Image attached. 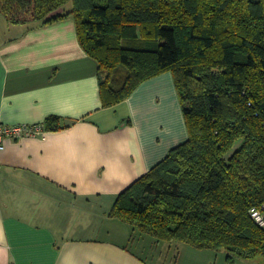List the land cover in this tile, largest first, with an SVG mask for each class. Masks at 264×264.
<instances>
[{"label": "trees", "instance_id": "16d2710c", "mask_svg": "<svg viewBox=\"0 0 264 264\" xmlns=\"http://www.w3.org/2000/svg\"><path fill=\"white\" fill-rule=\"evenodd\" d=\"M0 14L28 28L73 19L102 106L171 72L188 137L116 196L108 215L131 239L264 259L250 215L264 203V0H0Z\"/></svg>", "mask_w": 264, "mask_h": 264}, {"label": "crops", "instance_id": "0c3cea01", "mask_svg": "<svg viewBox=\"0 0 264 264\" xmlns=\"http://www.w3.org/2000/svg\"><path fill=\"white\" fill-rule=\"evenodd\" d=\"M97 67L70 17L28 28L0 14V124L43 125L55 115L62 126L0 150V264H150L108 212L187 139L181 104L164 71L102 106ZM149 244H138L146 256ZM171 248L164 258L155 252L158 264H206L204 250Z\"/></svg>", "mask_w": 264, "mask_h": 264}, {"label": "rangeland", "instance_id": "374dc122", "mask_svg": "<svg viewBox=\"0 0 264 264\" xmlns=\"http://www.w3.org/2000/svg\"><path fill=\"white\" fill-rule=\"evenodd\" d=\"M139 233L135 231L134 233V237H135V241L133 244L130 245L131 249L136 251L139 255L145 257L147 259V261L150 264H158L156 258H155V252L158 253L162 248H167L169 244L171 243H167V242H163V241H156L153 238L146 236V235H138ZM142 240H148V242L150 243L149 245L153 246L151 248V252L149 251V256H146L148 254V252L146 250H143L142 248H138V244L142 241ZM155 241L156 245H152V243ZM174 244L176 243H172V248H171V252L172 250L174 251ZM180 246H187L191 249H195L193 247H190L186 244H179ZM176 246V245H175ZM177 248V246H176ZM150 249V246H149ZM197 250L199 249H195V252H197ZM203 251V250H202ZM205 255H201L200 258L205 257L206 259V264H263L264 263V259L263 257L257 256L255 258H251V259H242V258H234L232 260H226V255L227 252L224 250H211V249H204ZM170 252V253H171ZM173 255V254H172ZM171 255V256H172ZM167 256V252L163 254V258ZM176 256V254L174 253V256L171 257L172 261L177 260L178 258H174ZM169 257V256H168ZM180 258L181 259H185L184 258V251H181L180 253ZM199 258V259H200ZM169 259V258H168ZM168 264V263H167Z\"/></svg>", "mask_w": 264, "mask_h": 264}, {"label": "built area", "instance_id": "2783aa9c", "mask_svg": "<svg viewBox=\"0 0 264 264\" xmlns=\"http://www.w3.org/2000/svg\"><path fill=\"white\" fill-rule=\"evenodd\" d=\"M44 131L42 124H0V150L4 148L6 140L21 139L25 136L35 137L41 135ZM250 215L259 226L264 227V203L259 208H251Z\"/></svg>", "mask_w": 264, "mask_h": 264}]
</instances>
